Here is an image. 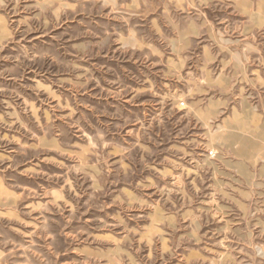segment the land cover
<instances>
[{"label": "rangeland", "instance_id": "obj_1", "mask_svg": "<svg viewBox=\"0 0 264 264\" xmlns=\"http://www.w3.org/2000/svg\"><path fill=\"white\" fill-rule=\"evenodd\" d=\"M0 264H264V0H0Z\"/></svg>", "mask_w": 264, "mask_h": 264}, {"label": "bare ground", "instance_id": "obj_2", "mask_svg": "<svg viewBox=\"0 0 264 264\" xmlns=\"http://www.w3.org/2000/svg\"><path fill=\"white\" fill-rule=\"evenodd\" d=\"M240 141V149L242 151V153L247 152L248 149H250L253 145L250 144V142H248L245 139H241Z\"/></svg>", "mask_w": 264, "mask_h": 264}]
</instances>
